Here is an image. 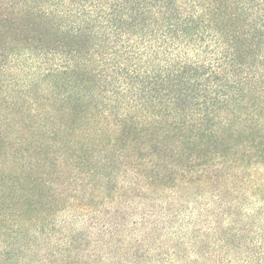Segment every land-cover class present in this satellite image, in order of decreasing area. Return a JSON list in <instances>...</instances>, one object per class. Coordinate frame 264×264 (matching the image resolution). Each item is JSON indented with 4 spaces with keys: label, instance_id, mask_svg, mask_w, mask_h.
I'll return each mask as SVG.
<instances>
[{
    "label": "trees",
    "instance_id": "1",
    "mask_svg": "<svg viewBox=\"0 0 264 264\" xmlns=\"http://www.w3.org/2000/svg\"><path fill=\"white\" fill-rule=\"evenodd\" d=\"M213 238L264 264V0H0V264H214Z\"/></svg>",
    "mask_w": 264,
    "mask_h": 264
},
{
    "label": "rangeland",
    "instance_id": "2",
    "mask_svg": "<svg viewBox=\"0 0 264 264\" xmlns=\"http://www.w3.org/2000/svg\"><path fill=\"white\" fill-rule=\"evenodd\" d=\"M126 200V199H124ZM138 199L132 201L131 205H136L138 204ZM125 205V203H119L117 202L116 205L114 206V209H121V207H123ZM70 208V210H62L60 211L57 216L54 218V221H59V220H65L68 219V216L72 213L73 215H75V223H77V225H80L82 227V225H84L85 223L88 224V222L92 221L93 224H96L95 227L99 228L101 227L100 224L97 225V223L102 219L98 214H77L76 211H74V207L70 206L68 207ZM122 210V209H121ZM98 217V219L96 218ZM137 217V216H134ZM100 219V220H99ZM88 226V225H87ZM86 229L89 230V228L87 227ZM91 231H96L93 228H90ZM61 232L59 230H52V240L55 242L53 244H51L50 246H56L59 248H63L66 247V244L68 243V241H64L62 234H60ZM45 235V234H44ZM43 235V236H44ZM48 235V234H47ZM102 234H95L94 236L97 237H101ZM85 237V236H84ZM90 245L88 244V239L83 238V236H80L78 238V241L76 243H71V247H75V248H79L81 251H85L86 253H88L89 251L91 252V250L93 249V242L89 241ZM45 245V244H44ZM229 245H235L238 246L239 242L237 239H234ZM46 246V245H45ZM114 247V246H112ZM112 247H106L103 248L104 251H101L103 256H106L105 254L107 252H110L113 250ZM45 249V248H44ZM207 250L208 253L211 256H215V258H217L214 262V264H230L229 262L232 261L234 264H242L243 261L246 260V252H242L243 249H239L238 247H232V246H228L227 244L223 245V242L221 240L215 239L213 238L211 241L208 242L207 244ZM100 254V253H99ZM98 254V255H99ZM113 255H116L115 257H120L124 254V250L123 251H118V249L115 252H112ZM188 256V260H196V255L192 252H188L187 253ZM146 257V256H145ZM143 257V259L145 258ZM187 260V261H188ZM116 261H118V259H116Z\"/></svg>",
    "mask_w": 264,
    "mask_h": 264
}]
</instances>
